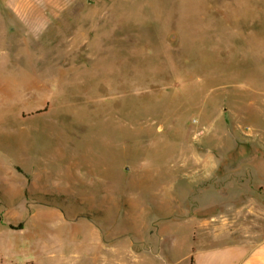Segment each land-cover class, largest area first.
Here are the masks:
<instances>
[{"label":"rangeland","instance_id":"obj_1","mask_svg":"<svg viewBox=\"0 0 264 264\" xmlns=\"http://www.w3.org/2000/svg\"><path fill=\"white\" fill-rule=\"evenodd\" d=\"M258 1L0 0V260L125 264L170 194L186 214L264 209ZM98 188L118 206L93 208ZM103 221L115 250L102 258ZM149 239L157 264H175Z\"/></svg>","mask_w":264,"mask_h":264},{"label":"crops","instance_id":"obj_2","mask_svg":"<svg viewBox=\"0 0 264 264\" xmlns=\"http://www.w3.org/2000/svg\"><path fill=\"white\" fill-rule=\"evenodd\" d=\"M234 5L235 3L232 1H224L221 7L235 19ZM255 6L256 8L252 13L253 22L254 24H262L263 27L258 28V31L253 34L254 44L247 50H249L248 53L256 56L254 60L257 64V70L264 71V58L259 59V55L264 56V38H260L262 36L259 34L260 30H264V0L258 1ZM17 18L22 19L18 20L19 23H23L24 18ZM237 34L239 33L235 32L233 36L239 37ZM222 49L223 47H219L212 50L219 52ZM199 163L206 165V167L211 166L210 162ZM174 198L178 199L177 196L170 194V196L167 195L166 199L157 202L156 211L161 214L160 220L156 221L158 225L140 228V243L143 249L136 251L133 248L135 244L128 245L123 249L121 253L125 264H157L156 259L150 256L153 248H150L152 244L149 238L153 236H159V240L154 242L162 247L161 253L164 256V261H168V257H171L175 264H180L183 258H186L189 264H264V209H259V202L251 203V205L241 204L235 208H220L218 213L205 216L197 210L189 211L187 214L180 213L178 204L174 205L172 202ZM91 199L96 200L92 203V207L96 208L98 212L109 211L118 206L117 200H119L118 195L109 188L96 189L95 192H92ZM180 216L187 219L188 232L182 242H178L177 239L172 247L165 244V238L174 230L173 221L179 219ZM97 230L100 232L96 243L102 248L98 257L103 258L108 255V253L104 255V246L111 247L112 252H114V239L108 238L109 233L107 234V232H110L108 231L110 227L104 221L102 228H97ZM198 231L207 232V235L205 233L201 235ZM163 245L166 246L164 249ZM0 262L1 264H17L15 261H9V258L6 261L1 259ZM25 264H34V262H26Z\"/></svg>","mask_w":264,"mask_h":264}]
</instances>
